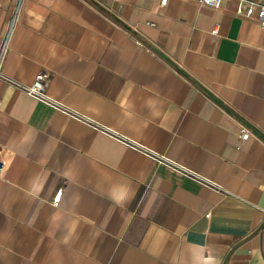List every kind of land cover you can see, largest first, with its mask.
<instances>
[{
    "label": "crops",
    "instance_id": "obj_1",
    "mask_svg": "<svg viewBox=\"0 0 264 264\" xmlns=\"http://www.w3.org/2000/svg\"><path fill=\"white\" fill-rule=\"evenodd\" d=\"M42 71L57 107L0 82V264H264V32L235 0H21L3 73Z\"/></svg>",
    "mask_w": 264,
    "mask_h": 264
},
{
    "label": "built area",
    "instance_id": "obj_2",
    "mask_svg": "<svg viewBox=\"0 0 264 264\" xmlns=\"http://www.w3.org/2000/svg\"><path fill=\"white\" fill-rule=\"evenodd\" d=\"M169 0H161V5L166 6ZM224 0H199V3L203 6H207L210 8L218 9L222 6ZM237 2V14L247 17L254 18L257 20L260 29L264 32V0H235ZM21 0L18 1L17 6L11 16L10 21L8 22L7 29L5 35L2 37L0 41V82L6 81L11 85L16 86L18 89L24 91L29 96H32L36 100L48 104L50 106L57 107L56 102L47 94V86L50 81V73L46 71L40 72L34 82L29 85L20 84L10 78H8L3 73V64L5 57L10 48V41L12 37V32L17 20V13L20 7ZM1 107V101H0ZM251 131L248 128H242L240 133V138L242 141H246L250 138ZM63 189L59 188L52 200L54 206H58L61 197H62Z\"/></svg>",
    "mask_w": 264,
    "mask_h": 264
}]
</instances>
